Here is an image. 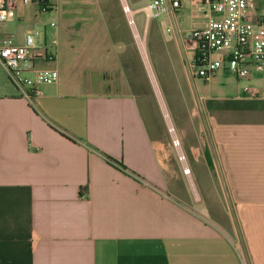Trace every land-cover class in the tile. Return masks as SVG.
<instances>
[{
    "label": "crops",
    "instance_id": "0c3cea01",
    "mask_svg": "<svg viewBox=\"0 0 264 264\" xmlns=\"http://www.w3.org/2000/svg\"><path fill=\"white\" fill-rule=\"evenodd\" d=\"M201 7L183 3L175 22L187 14L192 24L183 33L206 25ZM16 14L18 37L0 39L22 45L35 30L56 39V60L35 69L60 78L27 98L0 65V264H264L262 77L194 79L175 37L197 130L186 156L151 132L134 95L73 86L63 25L40 23L48 13L36 6Z\"/></svg>",
    "mask_w": 264,
    "mask_h": 264
},
{
    "label": "rangeland",
    "instance_id": "374dc122",
    "mask_svg": "<svg viewBox=\"0 0 264 264\" xmlns=\"http://www.w3.org/2000/svg\"><path fill=\"white\" fill-rule=\"evenodd\" d=\"M49 1L51 13L40 23L56 21L65 27L66 75L74 81L73 86L134 95L151 132L171 144L169 128L174 127L187 156V149L196 142L192 134L197 132L188 121L190 89L175 35L164 32L170 25L176 30L191 29L187 14L181 24L180 20L169 22L166 17L148 19L147 11L124 13L123 3L134 10L147 7V0H66L64 4V0ZM129 19L135 24L130 25ZM13 23L14 20L0 25V32L18 37Z\"/></svg>",
    "mask_w": 264,
    "mask_h": 264
},
{
    "label": "built area",
    "instance_id": "2783aa9c",
    "mask_svg": "<svg viewBox=\"0 0 264 264\" xmlns=\"http://www.w3.org/2000/svg\"><path fill=\"white\" fill-rule=\"evenodd\" d=\"M186 0H149L148 19L166 17L175 21ZM204 9L207 23L204 27L183 33L173 25L165 29V34L179 36L185 41L191 76L194 79L208 81L221 72L241 81L249 80L254 73L264 81V0L259 10L256 0H196ZM49 0H0V25L16 19L19 4L34 5L40 13L46 14L53 8ZM126 15L133 11L123 3ZM129 24L134 25L133 19ZM56 28V23H51ZM37 40H42L43 51L37 52ZM57 41L46 42L45 33L40 30L30 31L24 36V43L19 45L12 36L0 39V65L6 71L12 85L27 98L40 94V85H51L59 81L56 70H36L35 61L43 58L48 62L56 60ZM32 73L33 75H29ZM246 91H249L247 88ZM175 148H181V141L174 127L169 128ZM179 160L185 162L183 153ZM190 173V169H185Z\"/></svg>",
    "mask_w": 264,
    "mask_h": 264
}]
</instances>
